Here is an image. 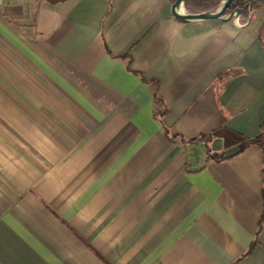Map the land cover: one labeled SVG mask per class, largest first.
<instances>
[{
	"label": "crops",
	"instance_id": "0c3cea01",
	"mask_svg": "<svg viewBox=\"0 0 264 264\" xmlns=\"http://www.w3.org/2000/svg\"><path fill=\"white\" fill-rule=\"evenodd\" d=\"M171 5L0 0V264H264V10Z\"/></svg>",
	"mask_w": 264,
	"mask_h": 264
},
{
	"label": "trees",
	"instance_id": "16d2710c",
	"mask_svg": "<svg viewBox=\"0 0 264 264\" xmlns=\"http://www.w3.org/2000/svg\"><path fill=\"white\" fill-rule=\"evenodd\" d=\"M50 2H57L62 0H48ZM169 2H174L175 0H168ZM223 0H184V6L188 12L191 13H199V12H206V11H216L222 4ZM258 9L264 10V0H232L231 4L227 7L225 11V15H228L232 12H235L237 10H240L241 16H247L250 11H255ZM259 40L261 42L262 49L264 51V24L261 27L260 34H259ZM243 73L242 69L238 68H231L224 73L219 75V78L228 81L236 76ZM155 102H159L160 98L155 94L154 95ZM166 110H155V117L159 119V121L162 123V117L165 114ZM264 130V120L261 125V131ZM211 134L208 135L207 141L210 140ZM179 137V135H174V138ZM206 138V135H203L199 138L194 139L193 141L197 140H203ZM245 146L256 143L258 144L261 149L263 150L264 154V143L260 138H245ZM208 153H211L210 148H208ZM262 223V221H261ZM261 230V224L258 230V233Z\"/></svg>",
	"mask_w": 264,
	"mask_h": 264
},
{
	"label": "water",
	"instance_id": "95a60500",
	"mask_svg": "<svg viewBox=\"0 0 264 264\" xmlns=\"http://www.w3.org/2000/svg\"><path fill=\"white\" fill-rule=\"evenodd\" d=\"M232 0H223L221 6L216 11H206L199 13L188 12L184 6V0H175L172 2L171 10L176 18L181 21L190 20H209V19H221L229 20L236 18L240 14V10L225 15L227 7L231 4Z\"/></svg>",
	"mask_w": 264,
	"mask_h": 264
}]
</instances>
